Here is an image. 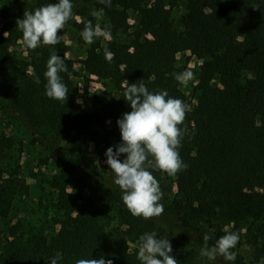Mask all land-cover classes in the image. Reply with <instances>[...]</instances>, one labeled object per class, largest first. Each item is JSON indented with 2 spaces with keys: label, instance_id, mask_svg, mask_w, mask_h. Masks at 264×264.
I'll use <instances>...</instances> for the list:
<instances>
[{
  "label": "trees",
  "instance_id": "trees-1",
  "mask_svg": "<svg viewBox=\"0 0 264 264\" xmlns=\"http://www.w3.org/2000/svg\"><path fill=\"white\" fill-rule=\"evenodd\" d=\"M57 0H32L26 10H33ZM73 15L81 18L77 24L78 40L86 43L80 33L84 22L97 24V17L86 11L93 4L95 10L103 9L111 26V40L104 44H91L86 57L81 60L83 69L98 79L109 81L117 91L108 106L110 128L104 129L105 140L119 144L120 131L116 124L122 114L130 112L123 99L125 80L139 83L143 80L150 91L166 90L169 96L182 100L180 82L172 73L181 72L176 66V55L190 52L204 62L199 67L195 104L189 107L183 127L187 132L179 155L188 165L175 180L176 193L181 206L168 201V188L161 182L164 174L152 170L164 193V212L159 217L145 220L134 217L121 201V189L116 188V199L122 213L129 218L126 234L138 241L145 232L165 230L182 239L203 246L207 234L195 227L194 216H212L224 211L231 220L247 216L261 219L264 241V197L251 194L256 189L264 191V0H186L185 13L180 18L182 30L172 23V8L167 0H111V7L99 0H70ZM259 5V10L253 9ZM136 12L134 25L128 23L127 12ZM24 11L18 16L23 18ZM6 24L0 34V96L9 99L11 107L22 117L34 119L42 110L41 97L46 96L47 83L44 72L47 61L55 49L64 58L67 72L60 73L63 82L74 76L71 60L65 57L68 46L61 39L57 45L37 46L38 57L31 74L10 63L8 45L22 39V33ZM134 28L135 37L128 43L118 42L119 30ZM6 33V36H3ZM113 52L114 59H105L104 49ZM246 74H248L246 76ZM40 78V83L35 78ZM217 80L223 94H217L213 81ZM51 119L61 116L52 112ZM11 146L0 139V165L3 148ZM54 185L58 181L54 178ZM6 186L0 184V218L9 212L10 199ZM222 234L212 235L211 246ZM264 245V242H263ZM138 249H129L123 241H110L95 212L80 210L65 214L59 229L50 235L30 234L20 240L6 254H0V264H50L57 252L63 259L58 264H75L77 259H111L113 264H140ZM233 264H245L240 259ZM249 264H262L259 258Z\"/></svg>",
  "mask_w": 264,
  "mask_h": 264
},
{
  "label": "rangeland",
  "instance_id": "rangeland-1",
  "mask_svg": "<svg viewBox=\"0 0 264 264\" xmlns=\"http://www.w3.org/2000/svg\"><path fill=\"white\" fill-rule=\"evenodd\" d=\"M172 8V23L181 31V16L185 13L186 0H167ZM32 0H0V34L6 24L16 26L18 16L31 4ZM95 10L93 4L86 6L88 14ZM128 23L135 24L136 12H127ZM105 15L97 18V24L107 23ZM78 15L70 20L62 40L68 46L65 57L72 61L75 75L67 77L64 83L69 93L66 102L46 96L41 97L42 110L34 119L22 117L12 109L10 100L0 96V139L5 138L11 146L3 148L0 165V184L9 191V212L0 218V254H6L20 240L30 234L50 235L55 233L68 213L80 210L95 212L104 233L110 241H123L129 249H138V241L126 234L129 218L122 213L116 199L114 173L105 163V152L118 145L105 140L104 129L110 128L107 106L117 91L107 80L98 79L93 73L83 69L80 63L86 57L88 43L78 40ZM6 36V33H3ZM135 37L134 28L122 29L115 35L118 42L128 43ZM108 40L96 37L92 44H104ZM42 43L38 46H41ZM91 45V44H90ZM11 65L31 74L35 69L37 53L28 49L22 39L8 45ZM204 59L190 52L176 55V66L192 70L194 79L187 85L180 83V90L186 96L189 107L195 104L199 67ZM4 75L0 71V79ZM248 74H246L247 76ZM1 82V81H0ZM217 94L223 88L213 81ZM60 117L53 120L52 112ZM115 150V149H114ZM124 155L120 156V160ZM54 178L58 181L54 185ZM161 182L168 188V201L173 206H181L176 193L175 180L164 173ZM251 194L264 197V191L256 189ZM192 224L210 236L224 235L228 231L239 234V242L232 251L236 259L249 264L255 258L264 264L262 221L247 216L238 221L231 220L224 211H216L212 216H194ZM158 237L168 238L172 255L179 264H233L222 256L208 261L199 255L201 245L182 239L168 231H154Z\"/></svg>",
  "mask_w": 264,
  "mask_h": 264
},
{
  "label": "clouds",
  "instance_id": "clouds-1",
  "mask_svg": "<svg viewBox=\"0 0 264 264\" xmlns=\"http://www.w3.org/2000/svg\"><path fill=\"white\" fill-rule=\"evenodd\" d=\"M99 3L111 7V0H99ZM259 10V5H253ZM73 4L70 0H57L33 10H24L23 18L16 20V28L22 33V41L28 49H36L41 43L57 45L62 36L58 31L65 27L66 22L73 15ZM93 17H101L103 9L93 10ZM82 39L89 45L96 37L111 40V26L93 25L91 20L84 22L80 33ZM105 59L111 62L114 53L104 49ZM44 77L45 95L48 98L63 101L68 97V87L63 82L60 73L67 72V64L63 57L53 49L46 65ZM175 80L187 85L194 79L192 70H184L171 74ZM35 82L40 83L36 77ZM123 99L130 105L131 111L122 114L116 124L120 131L121 142L109 147L106 152L105 163L114 173V184L121 189V201L134 217H143L145 220L159 217L164 212L160 202L163 191L152 170L166 173L175 177L181 171L187 170L179 155L182 141L187 132L183 125L189 105L182 100L169 96L166 90L150 91L143 80L131 83L125 80L122 93ZM115 149V150H114ZM124 155L121 161L120 156ZM156 232H145L138 238L136 254L140 264H179L172 255V246L168 238L159 236ZM212 237L203 236V246L199 255L208 261H215L222 256L227 261H235L237 253L232 251L239 242V234L228 231L209 245ZM62 254L57 252L50 259V264H58ZM75 264H113L111 259H77Z\"/></svg>",
  "mask_w": 264,
  "mask_h": 264
}]
</instances>
